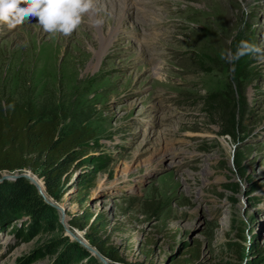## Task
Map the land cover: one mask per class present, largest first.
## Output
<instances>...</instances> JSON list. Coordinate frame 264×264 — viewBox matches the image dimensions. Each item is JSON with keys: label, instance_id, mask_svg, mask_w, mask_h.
Returning a JSON list of instances; mask_svg holds the SVG:
<instances>
[{"label": "rangeland", "instance_id": "rangeland-1", "mask_svg": "<svg viewBox=\"0 0 264 264\" xmlns=\"http://www.w3.org/2000/svg\"><path fill=\"white\" fill-rule=\"evenodd\" d=\"M142 2L132 0L145 22L135 30L127 21L120 36L114 0H96L102 22L86 16L68 37L36 18L0 23V106L31 105L89 134L60 200L40 171H22L41 183L48 210L33 239L17 235L30 215L0 230V264H57L68 247L70 264H173L192 254L264 264V62L226 58L242 41L264 45V0ZM89 216L103 222L102 250L120 263L103 261L86 230L70 225Z\"/></svg>", "mask_w": 264, "mask_h": 264}, {"label": "trees", "instance_id": "trees-1", "mask_svg": "<svg viewBox=\"0 0 264 264\" xmlns=\"http://www.w3.org/2000/svg\"><path fill=\"white\" fill-rule=\"evenodd\" d=\"M88 140L89 134L85 130L62 126L57 117L45 120L40 110L9 100L3 107L0 106V175L5 172L21 173L27 169L34 173L40 171L47 194L58 201L62 197L59 193L60 181L71 165L81 162ZM47 210L48 206L38 190L27 179L0 183V230L21 216L30 215V222L24 223L17 235L33 239L42 229L37 218L45 215ZM90 221L91 216L76 218L70 225L80 231L86 230L87 240L102 256L120 263V259L102 250L98 234L104 232L103 222L100 219ZM72 256V250L68 247L57 264H70ZM173 264L204 263L198 255L192 254L189 259Z\"/></svg>", "mask_w": 264, "mask_h": 264}, {"label": "clouds", "instance_id": "clouds-1", "mask_svg": "<svg viewBox=\"0 0 264 264\" xmlns=\"http://www.w3.org/2000/svg\"><path fill=\"white\" fill-rule=\"evenodd\" d=\"M96 0H0V23L13 29L29 22L32 18L46 33L72 35L87 16L92 23L99 25L102 21L95 18ZM247 54H259L264 62V45L257 46L242 41L237 51L227 53L229 61L238 60Z\"/></svg>", "mask_w": 264, "mask_h": 264}, {"label": "bare ground", "instance_id": "bare-ground-1", "mask_svg": "<svg viewBox=\"0 0 264 264\" xmlns=\"http://www.w3.org/2000/svg\"><path fill=\"white\" fill-rule=\"evenodd\" d=\"M114 3L116 5H113L112 8L113 9L117 8V10H115L114 13L117 15L119 24L121 23V25L119 26L120 29L117 31L118 36H120L119 33L121 32V30L125 29V27L127 25V21L128 22L132 21V24H133L132 28H134L135 30H137L138 27L142 26L141 22H144V20H143V18H137V15L134 11L135 5H133L132 0H114ZM163 3H165V2H163ZM145 17H147V16H145ZM115 33L116 32H114L111 35L110 39L108 40V43L112 42V39L115 37V36H113ZM147 41H148V39H147ZM107 48H108V46H107ZM142 49H144V46ZM143 51H145V50H143ZM172 152H175V150H172L170 148H165V147H163V149L161 150L162 155H167V154L172 153ZM40 185H41V183H40Z\"/></svg>", "mask_w": 264, "mask_h": 264}, {"label": "water", "instance_id": "water-1", "mask_svg": "<svg viewBox=\"0 0 264 264\" xmlns=\"http://www.w3.org/2000/svg\"><path fill=\"white\" fill-rule=\"evenodd\" d=\"M17 174L15 175H6V176H2V178L0 179V183H2L4 180H11V181H15L19 178H25L27 179L28 181H30L35 187L36 189L38 190L40 196H42L44 198V200L49 203L48 199L46 198V196L44 195V192L42 191L41 189V186L34 180L32 179L29 175L27 174H24L23 172L19 173V172H16ZM43 185V184H42ZM43 187H45V184L43 185ZM46 191V189H45ZM192 244L189 245V247L191 246ZM103 261L106 260L102 255H98Z\"/></svg>", "mask_w": 264, "mask_h": 264}]
</instances>
